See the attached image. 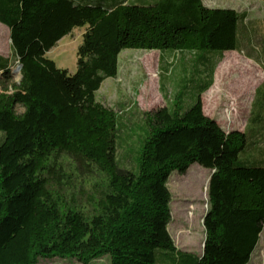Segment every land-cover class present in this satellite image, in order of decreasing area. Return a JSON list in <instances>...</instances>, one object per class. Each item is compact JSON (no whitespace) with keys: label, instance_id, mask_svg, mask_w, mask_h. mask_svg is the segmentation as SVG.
<instances>
[{"label":"trees","instance_id":"obj_1","mask_svg":"<svg viewBox=\"0 0 264 264\" xmlns=\"http://www.w3.org/2000/svg\"><path fill=\"white\" fill-rule=\"evenodd\" d=\"M110 1L0 0L20 67L8 86L10 60L0 56V264H250L264 230V156L239 160L245 131L225 132L201 99L224 54L244 51L247 14L203 0ZM75 29L84 32L70 74L46 54ZM125 51L159 53L170 98L143 114L131 168L118 157L120 117L97 101ZM177 56L184 76L168 97ZM64 156L103 177L91 215L65 199ZM194 164L211 171L201 255L178 250L168 231V179Z\"/></svg>","mask_w":264,"mask_h":264},{"label":"rangeland","instance_id":"obj_2","mask_svg":"<svg viewBox=\"0 0 264 264\" xmlns=\"http://www.w3.org/2000/svg\"><path fill=\"white\" fill-rule=\"evenodd\" d=\"M110 3V0H106ZM105 2V4H106ZM209 8H230L246 13V37L243 53L227 52L217 66L210 90L202 96L203 113L214 119L225 132L245 131L247 146L239 160L252 161L264 156V0H203ZM84 29H75L58 42L46 57L59 69L70 74L76 70V52L82 42ZM9 32L0 24V56L10 60L8 86L20 80L18 64L12 55ZM250 57L251 59H249ZM176 58V60H175ZM171 80L164 86L168 97L179 85L184 73L182 57H175ZM165 62H172L165 57ZM161 61L156 51H125L119 56V70L115 79H107L97 92V101L120 117L124 129L118 147V157L126 168L133 166L132 158L141 139L143 114L169 104L161 90ZM189 76L190 71L188 70ZM173 83V84H172ZM182 85V83H181ZM16 112L22 109L16 107ZM2 134L0 133V138ZM133 149V152L130 150ZM135 150V151H134ZM131 156V157H129ZM65 177L64 196L67 202L91 215L89 199L93 186L103 177L93 171L84 173L69 159H60ZM264 166V162L262 163ZM211 171L197 164L190 166L185 175L173 172L168 179L171 194L168 231L175 247L183 252L201 255L205 240L202 219L208 209L207 185ZM206 188V191L203 190ZM38 264H80L75 260H41ZM90 264H109V256ZM250 264H264V230Z\"/></svg>","mask_w":264,"mask_h":264},{"label":"water","instance_id":"obj_3","mask_svg":"<svg viewBox=\"0 0 264 264\" xmlns=\"http://www.w3.org/2000/svg\"><path fill=\"white\" fill-rule=\"evenodd\" d=\"M18 69H19V71H20V67H18ZM204 218H205V215H204V217H203V219H202V223H203ZM203 246H204V243H203Z\"/></svg>","mask_w":264,"mask_h":264},{"label":"crops","instance_id":"obj_4","mask_svg":"<svg viewBox=\"0 0 264 264\" xmlns=\"http://www.w3.org/2000/svg\"><path fill=\"white\" fill-rule=\"evenodd\" d=\"M241 53H243V52H241ZM209 90H210V89H209ZM209 90H208V91H209ZM208 91H207V92H208ZM207 92H205V93H207ZM205 93H204V94H205ZM204 94H203V95H204ZM203 95H202V96H203ZM202 96H201V99H202ZM202 102H203V99H202Z\"/></svg>","mask_w":264,"mask_h":264}]
</instances>
